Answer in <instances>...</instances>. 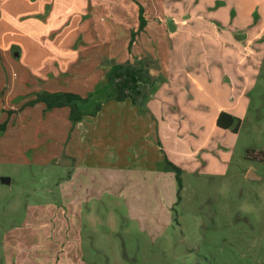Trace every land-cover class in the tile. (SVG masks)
I'll use <instances>...</instances> for the list:
<instances>
[{
	"label": "crops",
	"instance_id": "1",
	"mask_svg": "<svg viewBox=\"0 0 264 264\" xmlns=\"http://www.w3.org/2000/svg\"><path fill=\"white\" fill-rule=\"evenodd\" d=\"M131 1L140 16V3ZM140 5L148 23L136 35L130 53L140 20L134 13L119 32L116 0H0V62L13 73L18 59L28 65L26 97L40 91L91 95L85 108L91 111L111 90V68L105 69L104 58L134 63L136 58L151 57L156 67L150 74L159 87L145 110L130 100L110 101L97 116L86 117L72 129L70 109H53L44 118L63 114L67 132L59 145L34 151L45 154L53 148V159L72 162L66 168L73 173L68 171L70 179L62 182V194L68 199L78 195L77 200L83 201L105 191L124 196L136 222L153 232L172 222L170 213L177 203V179L168 162L183 171V178L196 173L199 159L206 168L211 166L214 161L200 156L225 132L217 126L220 114L240 118L246 112V95L256 75L255 64L247 65L254 59L252 45L260 35L251 36L243 28L236 31L245 33L237 35L223 26L221 17H229L223 11L210 14L220 23L215 24L195 21L204 12L184 11L183 5V11L172 8L168 14L160 6L152 14L148 6ZM105 15L111 21H99ZM2 70L0 89L9 82L6 75L12 90L17 75ZM90 81L93 84L86 89ZM26 102L12 104L11 110L19 111ZM29 108L46 112L44 103L20 112Z\"/></svg>",
	"mask_w": 264,
	"mask_h": 264
},
{
	"label": "rangeland",
	"instance_id": "2",
	"mask_svg": "<svg viewBox=\"0 0 264 264\" xmlns=\"http://www.w3.org/2000/svg\"><path fill=\"white\" fill-rule=\"evenodd\" d=\"M116 1L122 32L134 13L139 20V10L131 0ZM138 2L152 14L159 6L167 14L172 8L183 11L181 5L184 11L202 10L195 21L215 24L220 23L210 14L223 11L229 15L221 17L223 26L260 35L247 65L255 64L256 75L240 130L223 131L217 144L203 151L200 157L214 162L206 168L199 159L196 173L182 177L172 222L150 232L136 222L124 196L105 191L79 201L78 195L68 199L62 194V182L73 173L66 168L72 162L53 159V148L45 154L34 148L59 145L68 119L63 114L47 119L49 111L30 108L10 114L12 104L30 102L36 95L23 93L29 88L27 64L18 59L13 73L0 62L1 72L16 73L18 83L10 90L11 78L5 75L9 82L0 89V124L7 123L0 133V264H264V0ZM105 16L99 21H111ZM150 59H144L145 65L156 67ZM125 63L103 59L105 69ZM250 171L261 179L250 180Z\"/></svg>",
	"mask_w": 264,
	"mask_h": 264
},
{
	"label": "trees",
	"instance_id": "3",
	"mask_svg": "<svg viewBox=\"0 0 264 264\" xmlns=\"http://www.w3.org/2000/svg\"><path fill=\"white\" fill-rule=\"evenodd\" d=\"M140 7V26L137 32H133L132 39L129 46V51L132 52L133 42L140 32H142L148 21L145 17V9L139 4ZM145 64L144 59H135L134 63L127 62L122 65H112L108 83L110 86V92L106 95L105 100L98 102L91 111H86V105L88 104L91 95L83 97L79 94L72 92H47L41 91L36 93L35 99L30 102H26L20 109L35 106L38 103H44L47 107L46 111H52L57 108H69L70 109V121L74 127L83 121L86 117H95L101 112L104 105L110 101L125 102L130 100L134 105L145 110V105L151 100L157 89L158 79L154 78L150 74V68ZM147 102V103H146ZM19 111L10 112L13 115L18 114ZM10 117H12L10 115ZM242 120L232 114L222 112L218 118L217 126L225 131H232L238 133L241 127ZM7 129V123L0 124V133ZM253 154L252 152H250ZM168 168L175 173L178 184V200H180L181 191L183 189V171L168 162ZM177 204V203H176Z\"/></svg>",
	"mask_w": 264,
	"mask_h": 264
},
{
	"label": "water",
	"instance_id": "4",
	"mask_svg": "<svg viewBox=\"0 0 264 264\" xmlns=\"http://www.w3.org/2000/svg\"><path fill=\"white\" fill-rule=\"evenodd\" d=\"M15 57H16V58H19V53H16V54H15ZM248 178H249L250 180H258V179H261V177L258 176L254 171H250V172H249V174H248ZM2 181L5 182V183H9V182H10V180H9V179H6V178H4Z\"/></svg>",
	"mask_w": 264,
	"mask_h": 264
}]
</instances>
